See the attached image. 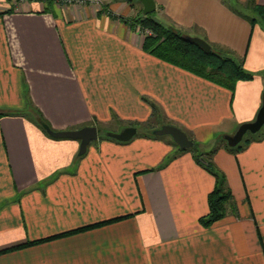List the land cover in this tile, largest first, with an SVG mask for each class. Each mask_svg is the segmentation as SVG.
Returning a JSON list of instances; mask_svg holds the SVG:
<instances>
[{
    "label": "crops",
    "instance_id": "obj_1",
    "mask_svg": "<svg viewBox=\"0 0 264 264\" xmlns=\"http://www.w3.org/2000/svg\"><path fill=\"white\" fill-rule=\"evenodd\" d=\"M249 1L155 0L160 22L242 60L253 76L231 91L144 51L129 22L139 0H0V264H264V134L235 151L224 138L263 99L264 28L233 10ZM37 111L53 130L137 131L119 141L98 129L80 154ZM163 124L200 145L217 138L234 210L209 227L198 219L215 176L151 134Z\"/></svg>",
    "mask_w": 264,
    "mask_h": 264
},
{
    "label": "trees",
    "instance_id": "obj_2",
    "mask_svg": "<svg viewBox=\"0 0 264 264\" xmlns=\"http://www.w3.org/2000/svg\"><path fill=\"white\" fill-rule=\"evenodd\" d=\"M248 6L251 8L254 14L249 15L248 13L240 11L236 7H233V10L247 18L251 23L259 20L264 28V6L256 3L255 0H250ZM129 22L133 26L138 23L143 27H148L151 29L152 33L144 34L142 45L144 51L163 61L171 63L202 78L210 80L231 91H233L238 80L249 79L253 76L251 72L244 69L242 60H236L232 56L223 54L222 52L216 50L214 45L210 43L206 38H204L211 45V49L209 51H206L198 44L190 41L185 34H182L173 27L166 25L156 19L154 17V11L149 14H141L138 17L133 18ZM152 107L154 112L156 109L155 104L152 103ZM36 113L37 123L48 134L47 129L51 128V126L41 112L37 111ZM3 114L6 113L0 112V115ZM151 134L156 136L153 133V130L151 131ZM105 135L109 136L107 133ZM254 137L255 134L251 137H247L244 139L242 138L241 141L235 146H229L228 144H226V147L231 151L239 150L240 148H243ZM195 144V141H193L192 147L189 148H181L177 144L176 146L179 151H191L193 150ZM215 149L216 148L211 151H203L198 154L193 153L195 160L210 173H212L216 179L215 186L209 192L207 198L208 212L200 216L198 219L199 223L204 227H209L214 222L223 218L227 213L228 207L234 210L232 202V192L226 184L225 174L218 169L212 159V155L215 152ZM111 220L113 219L101 221L92 225L101 224ZM82 228H86V226L80 227L78 229ZM67 232L69 231H66L64 233ZM41 240L43 239H36L24 244L17 245L16 247L31 244Z\"/></svg>",
    "mask_w": 264,
    "mask_h": 264
},
{
    "label": "water",
    "instance_id": "obj_3",
    "mask_svg": "<svg viewBox=\"0 0 264 264\" xmlns=\"http://www.w3.org/2000/svg\"><path fill=\"white\" fill-rule=\"evenodd\" d=\"M143 5V13L149 14L156 9L155 0H139ZM187 38L201 46L206 51L211 49V45L208 41L200 36L186 35ZM264 124V92L262 104L256 114V117L249 122L241 123L236 131L231 135H225L224 138L229 146H235L241 141L243 135L247 131L256 132ZM137 131L134 126H126L118 132H109V136L115 138L119 141L129 140ZM47 132L54 137H66L78 139L79 153L82 154L86 151L88 144L97 139L98 130L94 125H87L77 129H62L53 130L51 128L47 129ZM153 133L156 135L169 134L175 143L181 148H189L193 145V140L188 137V135L179 127L172 124H163L161 127L154 129Z\"/></svg>",
    "mask_w": 264,
    "mask_h": 264
},
{
    "label": "rangeland",
    "instance_id": "obj_4",
    "mask_svg": "<svg viewBox=\"0 0 264 264\" xmlns=\"http://www.w3.org/2000/svg\"><path fill=\"white\" fill-rule=\"evenodd\" d=\"M16 1H18V0H16ZM24 1V0H23ZM54 1H56L57 2V0H54ZM104 1L105 0H85L84 2H76V1H73V2H65V4H67V5H72V4H76V5H90V6H95V7H99V9H102L103 8V5H104ZM134 2H137L138 0H133ZM59 3H64V2H61V0H59L58 1ZM247 8H245V7H242L243 8V10L246 12V13H248L249 15H252V14H254V12L251 10V8L250 7H248V5L246 6ZM245 8V9H244ZM155 11H154V17L157 19V16L155 15ZM132 20V19H131ZM136 26H137V29H138V31L140 32V33H142V34H150V33H152V31H151V29L150 28H148V27H143L142 25H140V24H136ZM172 27V26H171ZM174 28V27H173ZM174 29H176V28H174ZM177 30V29H176ZM179 32H181V31H179ZM182 34H184L183 32H181ZM216 50H218V51H220L221 52V50L220 49H218V48H215ZM223 54H225V53H223ZM226 55H229V54H226ZM231 56V55H230ZM22 113L23 114H25V116H26V111H22ZM257 114V113H256ZM255 117H256V115H255ZM254 117V118H255ZM161 124H162V122H161ZM162 125H159V126H157V128H159V127H161ZM116 126H114V125H110L109 127H103V126H101V125H99L98 126V129H99V131H100V136L101 135H105L106 134V132H107V134L109 135V132L107 131V130H116ZM157 128H155V129H157ZM97 129V130H98ZM140 129H142V128H140L139 127V129L138 130H140ZM152 130H154V129H152ZM151 130V131H152ZM110 132H115V131H110ZM255 134V136H258V135H262V134H264V124L261 126V128L259 129V130H257L256 132H251V131H247L245 134H244V136H243V139L244 138H247V137H251L252 135H254ZM164 135H166V137H171L169 134H164ZM163 135V136H164ZM78 140V139H77ZM216 140H217V138H215L214 140H213V142H211V143H205V145H200L198 142H196V144H195V146L193 147V150H191L190 152H192V153H200V152H203V151H211V150H213L214 149V147L216 146V144H217V142H216ZM93 141V140H92ZM226 144H227V142H226ZM192 147V146H191ZM228 211V210H227Z\"/></svg>",
    "mask_w": 264,
    "mask_h": 264
},
{
    "label": "built area",
    "instance_id": "obj_5",
    "mask_svg": "<svg viewBox=\"0 0 264 264\" xmlns=\"http://www.w3.org/2000/svg\"><path fill=\"white\" fill-rule=\"evenodd\" d=\"M59 0H57L58 2ZM73 1H76V2H84L85 0H61V2H64V3H60V4H65V2H73ZM59 3V2H58Z\"/></svg>",
    "mask_w": 264,
    "mask_h": 264
}]
</instances>
